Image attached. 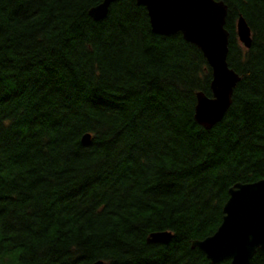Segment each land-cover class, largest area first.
<instances>
[{"label":"trees","instance_id":"16d2710c","mask_svg":"<svg viewBox=\"0 0 264 264\" xmlns=\"http://www.w3.org/2000/svg\"><path fill=\"white\" fill-rule=\"evenodd\" d=\"M101 1L0 0V264H210L191 242L231 186L264 179V0H217L240 79L210 130L194 120L202 52L155 34L136 0L94 21ZM159 231L167 245L146 241Z\"/></svg>","mask_w":264,"mask_h":264},{"label":"water","instance_id":"95a60500","mask_svg":"<svg viewBox=\"0 0 264 264\" xmlns=\"http://www.w3.org/2000/svg\"><path fill=\"white\" fill-rule=\"evenodd\" d=\"M102 0L87 12L94 21L104 19L111 3ZM146 9L152 31L161 36L180 33L203 54L212 70L211 97L196 94L194 120L205 130L221 121L231 105L239 76L228 67V37L225 29L227 6L217 0H136ZM236 35L245 49L251 46V32L243 17L236 24ZM89 134L82 137L87 144ZM222 220L214 234L191 242V249L202 251L210 264L225 259L230 264H249L257 250L264 249V179L253 183H235L228 190L222 208ZM168 231L152 232L148 243L167 245ZM93 264H105L96 261Z\"/></svg>","mask_w":264,"mask_h":264}]
</instances>
